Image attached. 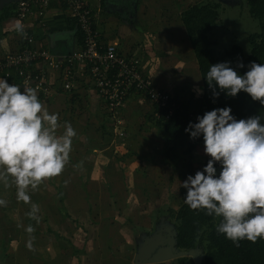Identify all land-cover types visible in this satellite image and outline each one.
Instances as JSON below:
<instances>
[{
  "label": "clouds",
  "instance_id": "1",
  "mask_svg": "<svg viewBox=\"0 0 264 264\" xmlns=\"http://www.w3.org/2000/svg\"><path fill=\"white\" fill-rule=\"evenodd\" d=\"M15 27L26 35L22 23ZM230 63L210 65L206 79L213 97L221 92L235 97L243 91L264 105V63L252 62L244 74ZM21 88L0 77V183L14 181L17 199L29 202V189L63 172L77 132L70 122L61 125L59 114L49 112L35 88ZM231 112V107L214 108L189 123L185 131L192 139L203 137L210 159L181 186L187 189L184 202L220 218L217 232L239 246L242 240L264 239V123L259 115L237 119ZM5 203L0 199V205ZM37 211L32 204L29 215Z\"/></svg>",
  "mask_w": 264,
  "mask_h": 264
},
{
  "label": "rangeland",
  "instance_id": "2",
  "mask_svg": "<svg viewBox=\"0 0 264 264\" xmlns=\"http://www.w3.org/2000/svg\"><path fill=\"white\" fill-rule=\"evenodd\" d=\"M209 2L218 5L219 20L209 34L215 49L220 52L231 48L233 45H238L248 53V37L253 33L261 32V28L260 21L250 15L246 0H209ZM1 26L3 29L6 27V33L1 34ZM11 31V26L2 23L0 20V40H4L5 35H13ZM184 40L189 42L187 36L184 37ZM3 48L5 47L3 46ZM156 84L160 86L158 82ZM165 90L169 92L167 88ZM46 105L44 106L47 108ZM97 105L99 106L98 101ZM79 113L75 114V117H68V121L63 118L65 119L64 122H70L71 125L79 124V116H77ZM127 113L125 110L122 112V120L124 121L122 129L125 136L122 139H114L112 134L110 141L112 149L107 147L100 154L96 151L93 155L88 154L86 147L89 146L84 140V136H80V142L78 141V145L72 148L73 152H79L75 157L83 160L85 164H90L94 159H97V155L99 159L103 160V164L109 161V170L103 177L110 179L108 183L111 186L112 183L113 187L114 184L116 185V192L121 197L119 200L123 204H127V207L122 211V215L117 214L118 210H112L115 207L112 201H116V207L119 206V203L112 195L114 188L110 192L102 189V184L104 186L107 181L95 182V186L98 185L102 191L100 192V199L96 200L97 205L95 207L102 208L104 206L103 208H107L104 205L107 200L102 199L107 193L108 199L112 203V213H108L107 217L111 219L114 227L123 224L124 231H116L114 234L112 233L115 228L107 231L109 235L106 232L104 239L110 238V242L108 243L109 246L106 245V242L101 239L105 234L101 228L105 224H102L103 217L101 214L97 217L96 222L98 223L91 222L93 220L92 215L86 214L83 209L79 213H75L79 207L71 205L68 208L72 214L71 218L78 220L66 219L65 212L62 211L63 204L59 202L57 189L42 182L35 194L38 199L36 203L38 211L35 216L46 218V221L41 218L40 226L35 230V235H37L35 237L38 240L36 241L37 244L34 245V230L29 232V225L22 220L21 211L23 209L18 206L21 200L17 199L16 185L10 180L7 186L0 183V199L6 202L4 205H0V264H28L25 250H32L36 247L44 248L50 253L49 264H135L133 261L134 254L148 238L160 232L169 233L166 229L171 227L175 230V223L173 218L169 217L168 209L177 210L181 204L182 196L178 194L181 183L176 180L174 173V180L170 179L171 170L153 164L160 158L156 157L158 145L155 133L149 128L150 120L139 118L136 111ZM62 129L61 127L60 130ZM142 137L144 138L143 141L141 140ZM147 154H151V158L154 160L149 163L142 161L141 157ZM94 155H96L95 158ZM101 155L105 158H102ZM205 155L204 147H202L197 153V158L203 160ZM186 163L184 161L182 166ZM115 210L116 212H114ZM128 218L131 219L132 227L127 222L123 223V220ZM49 225L61 237L68 239L73 247L83 251L84 255H80L78 258L69 256L66 254V251L69 253L67 242L53 243V240L41 236V232L46 230ZM46 244L47 247H45ZM195 252L197 256H201L199 249H195ZM42 253L44 252L40 250L37 255H42ZM186 258L187 260L183 264H196V258L192 256ZM171 261L172 264H180L176 259Z\"/></svg>",
  "mask_w": 264,
  "mask_h": 264
},
{
  "label": "trees",
  "instance_id": "3",
  "mask_svg": "<svg viewBox=\"0 0 264 264\" xmlns=\"http://www.w3.org/2000/svg\"><path fill=\"white\" fill-rule=\"evenodd\" d=\"M246 2L249 6L250 15L260 21L261 28V32L253 33L248 37V53L238 45H233L231 48L220 52L215 49L214 42L209 34H211L212 29L217 25L219 20V13L217 11L218 5L212 3L194 4L187 7L180 15L181 24L188 37L201 80L200 85L202 92L197 99L198 106L193 111V97L189 99L176 98L168 92L171 96V101L176 106L173 114L166 119L165 111L160 110L159 117L156 118L153 116L154 108L151 106L152 113L148 117L151 123L149 127L150 130L157 135L161 143L156 153V157L160 159L153 164L171 170L170 179H172V181L174 180V173L176 174V180L182 184V182L187 179L188 175H194L196 171H202L203 167L210 159L208 155H205L203 160L197 158L198 151L204 147L203 137L192 139L190 138V134L185 131L190 122H197L198 116H202L205 112L211 111L214 108L231 107V114L237 119H247L259 115L261 117V122L264 123V105L259 101L252 100V98L243 91L238 93L235 97L227 96L221 92L218 97L214 98L213 88L209 87L206 79V74L210 69V65L216 63L231 62L230 66L238 71L239 74H244L252 62L264 63V0H246ZM4 8L0 13L1 21L13 16L14 4L11 3L5 9ZM79 35L81 37L80 32ZM240 62L244 64L243 68L237 67V64ZM18 84L20 85V83ZM80 92L81 91L77 90L71 92L69 100L72 102L73 99H77ZM141 96L145 98L143 95ZM46 99L50 100L54 98ZM40 100L45 105L44 98L40 97ZM103 109L104 112L101 114V116H103L102 121H99L96 115H91L86 111H81L77 115L79 116V124L83 129L92 124H97L103 131L100 138L101 141L98 143L94 141L92 143L93 147H96V149H104L112 139V133L108 131L110 125L109 113L106 108L103 107ZM75 114L77 113H72L69 117H75ZM64 120L65 119L61 120L62 125ZM84 140L86 142H92L87 135H84ZM74 160L75 158L70 157V161L74 162ZM141 160L149 163L154 159L151 158V154H147L142 156ZM184 161L187 163L182 166ZM79 163L77 168H80L82 164L80 161ZM214 166L217 167L219 173L220 165L216 164ZM86 167L89 169L87 171L89 173L92 167L91 165H87ZM45 183L57 189L59 202L63 204L62 211L65 212L64 215L66 219L72 216L68 208L71 205H77L79 209L75 210V213H79L81 209H83L87 214L90 216L92 215V222L98 223L96 221L99 212L96 211V209H92V205L89 203L90 199H88L92 194L97 192L93 190L92 183L88 181H83L81 183L70 181V183H65L60 175L49 178L47 182L44 181V184ZM104 186L108 192L111 191V185L109 183H104ZM38 187L35 190L29 189L31 199L29 202L21 200L20 208L23 209L21 211L23 222L27 223L29 227L34 230V245L37 244L36 241L38 240V238H36L37 235H35V230L40 226L41 218L46 221V218L37 215H29L32 210V204L38 202V199L35 197ZM78 187L81 188L82 192H76ZM186 193L187 189L181 186L178 193L182 196L181 204L177 210L168 209L169 217L173 218L175 223L176 250L190 251L199 249L201 251L200 264H264V239H257L255 242L242 240L239 242V246H237L231 240L227 239L225 235L217 232L216 226L219 224L220 218L208 216L204 210H193L184 202ZM118 215H122V213ZM102 217L103 220H101L105 225H102L101 228H103V234H105L101 239L104 240L106 232L113 230V224L110 218L104 219V216ZM77 220L78 219L71 218V221ZM124 222L129 223L132 227L130 219H124L123 223ZM123 229V224H121L115 231L113 230L112 234L116 233V231L123 232ZM107 234L109 235L108 232ZM41 236L53 240V243H60L62 241L67 242V250H69L70 254L67 253V251L66 254L69 256L78 258L80 255H84L83 251L73 247L68 239L61 237L58 232L53 231L50 225L46 230L41 232ZM107 240L109 242L110 238ZM45 247H47V244ZM40 250L44 253H42V255H37ZM25 253L28 257V264H49L48 260L50 261V253L44 248L36 247L32 250L26 249ZM176 260L180 264H183L186 262L187 258L180 257ZM162 264H172V262H164Z\"/></svg>",
  "mask_w": 264,
  "mask_h": 264
},
{
  "label": "crops",
  "instance_id": "4",
  "mask_svg": "<svg viewBox=\"0 0 264 264\" xmlns=\"http://www.w3.org/2000/svg\"><path fill=\"white\" fill-rule=\"evenodd\" d=\"M89 3L92 7L94 26L98 32L101 45L105 46L107 42L112 43L121 56L139 59L144 73L151 77L155 83L158 82L160 84V86L157 84L159 88L164 90L167 88L169 93L174 97L189 99L194 96L192 102V109L194 111L198 106V101L195 99H198V95L201 93L194 90H202L200 85L201 80L190 43L184 40L186 35L184 30H182L183 26L180 15L187 7L194 4L210 3L209 0H89ZM2 23L11 26L13 35H5V39L0 40V54L15 51L19 44L15 27L17 20L11 17L6 20L3 19ZM27 25L30 33L34 36L37 48L46 49L53 54L67 53L81 48L82 41L78 27L69 15L65 0H50L45 15L39 19L35 17L30 18ZM3 32L6 33V27L4 29L2 27L1 34ZM49 77L51 84L53 83L54 87L58 88L59 82L56 79L57 76H54L53 73ZM15 84L18 83L16 82ZM21 87V91H23L24 86L21 85ZM77 91L81 92L78 98L73 99L72 102L69 100L70 93L59 92L54 99L50 100H47L46 98L48 97L46 96L40 94L38 96L39 98H44L49 112L59 114V121L63 118L67 119L72 113H79V111L83 110L89 112L91 115H96L99 121H102L103 116L101 114H103L104 109L92 85L86 81V83L81 84ZM97 101L99 102V106L97 105ZM61 106L63 109H61ZM124 110L125 113L136 111L139 118L147 120L152 113L149 102L138 94L130 97L122 112ZM72 126L77 132L76 137L73 138L72 148L78 145L80 136L84 135H87L92 140V142H86L89 147H86L88 151L84 150L88 154L93 155L95 151L100 154L107 147L111 148L112 143L110 144V142L104 149L93 147L92 143L94 141L97 143L101 141L100 138L103 134V131L97 124H92L85 129L80 124H73ZM59 131L62 132L63 129ZM108 131H111L110 128ZM155 137L159 148L161 143L156 134ZM141 140L143 141L144 138ZM78 153L71 151L70 157L75 158V160L74 162L70 161L65 166L63 172L59 174L61 179L65 183H70V181L77 183L88 181L92 183L93 190L97 192L88 198L90 199L89 203H91L92 209H96L99 214L104 216V219H108L107 214L112 213V203L115 206L112 210H118L117 214L122 213L127 204H123L119 200L121 197L117 194L116 185L114 184L113 187L112 182L111 190L114 188L112 195L117 200V203H119V206L116 207L115 200L111 203L110 199H108L109 195L106 193L102 199L107 200L104 204L107 208H103L104 206L102 208L95 207L97 205L96 200L100 199V192H102L98 185L95 186V182L107 181L106 183H108L110 179L103 176L109 170V161L104 163V165L103 160L99 159L97 155V159H94L90 164H85L83 160L75 157ZM101 156L105 158V156ZM79 161L82 164L80 168H77L80 164ZM85 165H91L92 168L89 173L87 172L89 169ZM99 174L101 175L100 177ZM45 181L47 182L48 179ZM102 189L106 190L103 184ZM76 192H82L81 188L78 187ZM18 204L21 207V202ZM118 227H114L113 224L115 230ZM103 241L106 242V245H109L110 241L108 242L107 239Z\"/></svg>",
  "mask_w": 264,
  "mask_h": 264
},
{
  "label": "built area",
  "instance_id": "5",
  "mask_svg": "<svg viewBox=\"0 0 264 264\" xmlns=\"http://www.w3.org/2000/svg\"><path fill=\"white\" fill-rule=\"evenodd\" d=\"M50 0H18L13 2V19L23 24L26 35L18 34V48L0 54V77L8 83L32 87L38 94L55 98L59 92L71 93L88 81L95 89L101 105L108 110L114 139L125 136L122 111L133 95H143L154 108L158 118L160 110L168 119L175 104L170 94L157 86L141 68L139 59L121 56L112 43L101 45L94 26L89 0H65L69 15L75 20L81 34L79 50L53 54L35 46L34 36L28 28L32 17L42 18ZM56 75L55 88L49 75Z\"/></svg>",
  "mask_w": 264,
  "mask_h": 264
},
{
  "label": "water",
  "instance_id": "6",
  "mask_svg": "<svg viewBox=\"0 0 264 264\" xmlns=\"http://www.w3.org/2000/svg\"><path fill=\"white\" fill-rule=\"evenodd\" d=\"M18 0H0V10L9 4ZM230 1V0H224ZM172 228V227H171ZM170 228V229H171ZM166 229L169 231V237L165 238L163 233L155 234L140 245L134 254L133 261L135 264H160L169 262L180 257H194L196 264H200L201 256H197L195 250L179 251L175 248V230L172 228ZM171 231V232H170Z\"/></svg>",
  "mask_w": 264,
  "mask_h": 264
},
{
  "label": "flooded vegetation",
  "instance_id": "7",
  "mask_svg": "<svg viewBox=\"0 0 264 264\" xmlns=\"http://www.w3.org/2000/svg\"><path fill=\"white\" fill-rule=\"evenodd\" d=\"M163 236H164L165 238H168V237H169V234L166 232V233H163Z\"/></svg>",
  "mask_w": 264,
  "mask_h": 264
}]
</instances>
